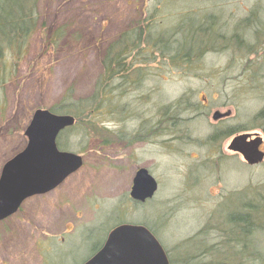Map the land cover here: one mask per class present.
<instances>
[{
    "label": "rangeland",
    "instance_id": "1",
    "mask_svg": "<svg viewBox=\"0 0 264 264\" xmlns=\"http://www.w3.org/2000/svg\"><path fill=\"white\" fill-rule=\"evenodd\" d=\"M33 3L20 56L4 50L0 62V171L25 148L34 111L73 117L62 110L98 96L56 140L81 168L0 222V264H84L120 225L146 228L173 264H217L204 253L222 246L227 219L249 208L264 230V161L251 167L194 145L216 128V111L231 112L225 127L264 138V112L255 119L264 108V0ZM193 36L201 45L186 47L190 58L174 57ZM111 49L124 67L108 81ZM195 107L202 114L188 122ZM137 169L157 183L144 203L129 196ZM249 240L247 254L264 261V235Z\"/></svg>",
    "mask_w": 264,
    "mask_h": 264
},
{
    "label": "water",
    "instance_id": "2",
    "mask_svg": "<svg viewBox=\"0 0 264 264\" xmlns=\"http://www.w3.org/2000/svg\"><path fill=\"white\" fill-rule=\"evenodd\" d=\"M75 119L46 110H36L25 128V148L8 160L0 171V222L18 212L22 204L45 195L82 166V158L57 149L61 132L71 128ZM249 135L234 137L229 150L241 156L248 166L262 163L258 150L261 138L246 142ZM157 190L156 181L146 169H138L132 180L130 199L144 203ZM84 264H169L154 236L144 227L120 225L112 229L102 247Z\"/></svg>",
    "mask_w": 264,
    "mask_h": 264
},
{
    "label": "trees",
    "instance_id": "3",
    "mask_svg": "<svg viewBox=\"0 0 264 264\" xmlns=\"http://www.w3.org/2000/svg\"><path fill=\"white\" fill-rule=\"evenodd\" d=\"M2 3L3 4L0 7V62L2 56H4V50H6V52H8L9 50H14L13 53H15L16 51L17 55L20 56V49L23 45L22 42L25 41L26 38H28L26 36H28L29 32L31 33V28L34 26L33 15L35 11V4L33 3V0H2ZM27 24H30L29 29L26 28ZM190 30L192 31V29ZM193 31L196 33V35L198 33L203 35V33H206L207 31L210 32V30L197 31L196 27ZM138 35L139 34H137L136 37L137 43L140 42V36ZM126 39L127 38H125V40L123 41H127ZM189 40L190 43L187 44L184 39H182L183 44H181V41L178 42V44L180 43V45L178 47V52L175 53L174 57L178 58L183 56V58H190L189 52L193 51L195 47L201 45V43L197 45V43L195 44V42H193L194 36ZM187 46L190 51L185 54ZM120 53L121 52L117 51L115 54H113L112 49L108 51L105 62H103L105 73H107L105 76V80H111L114 77L115 73L118 72L121 67H124V62L122 64L119 58ZM179 53L182 55H180ZM97 96H93L92 98L83 102H78L74 106H66L67 108L62 111L64 113L72 115L75 119V123H79L81 121L80 118L82 117V115L85 114L88 110L90 113L93 112V101L97 98ZM51 112L53 114H57L56 112L54 113L53 110ZM249 211V208L245 209L246 213H241L243 214L241 215V217L227 219L229 229H226V227V231L224 229V231L227 233V238L222 243V246L217 250H213L212 248L209 251L205 252L204 255H212L213 257H215V262L217 264H234L229 260L233 258L237 259L235 264H244V261H252L255 264H264V261L261 259L262 256L260 252L247 254V247L250 241L249 238L257 231L258 233H262L264 235V230L261 227L255 228V220H251L248 217ZM194 256L195 254L191 257L189 256L187 262L189 261V259L194 261ZM198 258L199 256H197V259ZM170 264L173 263L170 262Z\"/></svg>",
    "mask_w": 264,
    "mask_h": 264
},
{
    "label": "flooded vegetation",
    "instance_id": "4",
    "mask_svg": "<svg viewBox=\"0 0 264 264\" xmlns=\"http://www.w3.org/2000/svg\"><path fill=\"white\" fill-rule=\"evenodd\" d=\"M204 108L206 107L205 104L202 105ZM192 114H191V118L188 119V122H193L194 120H196V118L201 116V112H200V108L195 107L192 108L191 110H189ZM263 112H264V108L263 110L256 115L255 119L258 120H262L263 119ZM211 119L213 122L216 123V128L214 129V131L210 134H208L204 140H196L194 145L197 148H210V150L215 151L219 157H221L223 154L225 155L226 153H230L233 156H237L238 154L229 150L230 146H231V141L234 137L240 136V135H249L250 138H248L246 140V142H249L251 140H255L257 139V137L261 138V144L258 148V150L260 152L263 153V161H264V138H262L260 136V134L258 132H254V131H248L247 129H240L238 127H225V122L228 120H231L233 118L232 114L230 111H226L224 113H219V112H213L210 115ZM177 122H179V120H177ZM262 132V135H264V129L262 127V130H260ZM221 161V159L219 158V160H217L216 162ZM262 161V162H263ZM195 166L194 168L199 167ZM252 167V166H251ZM138 170V169H137Z\"/></svg>",
    "mask_w": 264,
    "mask_h": 264
}]
</instances>
